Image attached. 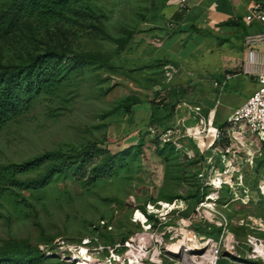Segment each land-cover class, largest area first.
Listing matches in <instances>:
<instances>
[{"label": "rangeland", "instance_id": "374dc122", "mask_svg": "<svg viewBox=\"0 0 264 264\" xmlns=\"http://www.w3.org/2000/svg\"><path fill=\"white\" fill-rule=\"evenodd\" d=\"M167 1L45 0L36 12L29 4L18 12L16 29L0 39L4 63H23L50 46L100 53L108 61L73 69L55 92L42 94L0 129V163H21L57 149L72 152L89 143L112 153L132 150L111 177L89 182L70 170L56 174L44 188L0 192V246L11 239L44 248L48 244L54 254L42 264H78L77 251L84 246L92 261L82 264H103L110 246L132 234L135 205L190 198L197 192L198 163L168 148L160 154L163 127L149 130L152 119L172 113L169 101L176 76L196 78L206 72L203 54H193L192 34L198 28L176 30L164 39L176 19L169 17ZM11 4L0 0V14ZM176 60L179 67L173 64ZM168 64L177 69L171 81L166 78ZM129 96L140 100L130 111L124 104ZM48 166L17 178H37ZM4 185L9 182L0 177V187ZM228 202L224 192L220 204L232 217L256 212V205ZM57 239L71 245V251L57 248Z\"/></svg>", "mask_w": 264, "mask_h": 264}, {"label": "built area", "instance_id": "2783aa9c", "mask_svg": "<svg viewBox=\"0 0 264 264\" xmlns=\"http://www.w3.org/2000/svg\"><path fill=\"white\" fill-rule=\"evenodd\" d=\"M188 0H179V10H189ZM243 21L247 25H264V0H252ZM173 23H169V28ZM244 56V71L257 78L258 89L227 118L223 126H215L212 119L204 116L198 106L176 102L175 115L161 142H172L180 154L198 160L197 179L206 193L192 208L189 201H148L135 205L130 214L134 226L132 234L124 241L110 246L103 264H219L222 256L235 260L264 264V217L252 214L232 217L220 204L225 190L229 202L243 206L252 202V183L264 195V167L258 177L257 161L264 158V31L248 35ZM166 78L171 81L177 69L166 67ZM216 81L222 87L230 79ZM186 110V114L182 113ZM152 133L156 129L151 126ZM250 170V171H249ZM200 226L220 229L217 237L201 234ZM236 228L246 230L238 237ZM57 248L71 251V245L56 240ZM85 242L84 245H87ZM40 247L47 251L48 246ZM78 249V264H82L88 251ZM50 253V252H48Z\"/></svg>", "mask_w": 264, "mask_h": 264}, {"label": "trees", "instance_id": "16d2710c", "mask_svg": "<svg viewBox=\"0 0 264 264\" xmlns=\"http://www.w3.org/2000/svg\"><path fill=\"white\" fill-rule=\"evenodd\" d=\"M44 2L45 0H12L9 8L0 14V39L16 29V15L27 4L32 5L33 10L36 12L42 8ZM4 20L7 21L6 24H4L6 22ZM114 42L118 44L120 49L124 48L120 39H114ZM107 61L108 58L100 53L75 52L57 46L47 47L43 52L31 55L25 62L20 64H6L0 54V129L11 120L28 111L42 94L55 92L73 69L85 65L104 64ZM139 101V98L129 96L124 104L130 111ZM169 102L172 104V113L161 120L152 119L151 126H162L163 130L168 128L176 109V102L172 98ZM135 148L143 151L142 145ZM167 148L171 152L180 154L172 142L164 143L160 147V154H164ZM131 150L132 148L129 147L117 153H112L110 150L100 147L97 143H89L72 152L57 149L43 152L21 163L7 165L0 163V177L6 178L9 182V185L0 187V192L3 193L14 187L22 189L44 188L56 174L66 173L70 170L85 176L89 182H94L103 177H111L118 173L119 167L124 163ZM100 156L101 159L99 160ZM195 162L198 163V160H195ZM46 163H49L47 170L37 178L27 180L17 178L19 174L37 170ZM263 167V160H258L255 169L257 177ZM251 185L256 188L257 180ZM224 192L228 195L227 190ZM205 193L206 190L202 191L201 186H199L197 192L190 198H185V200L189 201L192 208ZM198 230L201 234L215 237L220 233V229L214 227L209 229L200 226ZM46 245L48 246V244ZM53 249L43 251L38 245L31 246L25 241L11 239L0 246V264H42L53 256Z\"/></svg>", "mask_w": 264, "mask_h": 264}, {"label": "crops", "instance_id": "0c3cea01", "mask_svg": "<svg viewBox=\"0 0 264 264\" xmlns=\"http://www.w3.org/2000/svg\"><path fill=\"white\" fill-rule=\"evenodd\" d=\"M167 2L169 17L176 19L172 22L173 26L164 31V39L173 36L176 30L198 28L192 34L195 40L193 54H203L201 62L206 67V72L199 73L196 78H186L179 73L173 81L170 96L174 102L184 101L200 107L201 113L212 119L215 126H223L233 111L259 87L256 76L244 71L245 40L248 35L263 32L264 25L254 23L249 26L243 21L252 0H188L187 12L179 10V0ZM263 49L264 46L260 48L261 51ZM173 64L179 67L177 60ZM228 74L232 77L222 87H216L215 82L224 81ZM187 86H190L189 91L185 90ZM182 113L186 114V110ZM253 190L251 204L244 207L256 205V212L252 215L264 217V195L256 188ZM245 232L244 228H236L238 237H243ZM257 234L264 237V231ZM247 263L257 264L235 260L227 255L219 260V264Z\"/></svg>", "mask_w": 264, "mask_h": 264}, {"label": "bare ground", "instance_id": "6f19581e", "mask_svg": "<svg viewBox=\"0 0 264 264\" xmlns=\"http://www.w3.org/2000/svg\"><path fill=\"white\" fill-rule=\"evenodd\" d=\"M83 252H85V249H83ZM84 260H88V261H92V259H89V258H85ZM94 261H96V260H94ZM88 264V263H87Z\"/></svg>", "mask_w": 264, "mask_h": 264}]
</instances>
